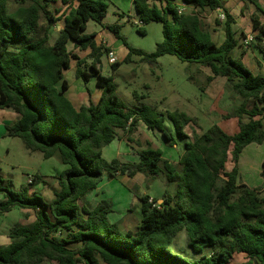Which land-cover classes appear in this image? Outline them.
Instances as JSON below:
<instances>
[{
  "label": "trees",
  "instance_id": "16d2710c",
  "mask_svg": "<svg viewBox=\"0 0 264 264\" xmlns=\"http://www.w3.org/2000/svg\"><path fill=\"white\" fill-rule=\"evenodd\" d=\"M131 1L142 22L137 32L144 35V26L160 23L162 40L146 53L126 43L119 24L107 26L128 51L124 62L132 55L145 61L169 55L189 66L209 68L207 81L223 77L241 98L233 113L237 131L228 135L217 125L202 131L198 119L182 111L162 114L147 105L131 109L118 99L112 76L101 74L100 59L108 49L95 43L94 34H84L88 21L99 23L105 18L107 0H0V109L18 115L7 135L43 159L58 155L66 166L58 176L59 191L50 202L30 192L28 186L13 191L10 182L0 177V214L14 207L34 212L33 223L10 229V243L0 246V264H100V260L103 264H264V193L242 184L238 170L243 149L264 142L259 118L264 112V75H253L240 59L232 57L237 41L223 0ZM176 2L189 10L179 14ZM217 9L226 16L225 38L219 45L197 13ZM60 21L62 27L51 40V31ZM253 30L249 46L264 57V23L254 21ZM69 41L88 51L87 72L86 60L67 50ZM72 60L76 77L84 84L95 77V86L101 90L95 104L78 111L65 95L64 73ZM121 64H111V71ZM250 101L253 106L248 108ZM244 116L248 121H241ZM138 122L158 131L170 147L182 143L176 164L150 145L139 152L137 162H108L102 157V149L115 140L118 131L131 134ZM186 128L191 129L190 137ZM262 167L264 178V160ZM118 174L163 176L171 186L160 203L148 195L137 196L140 219L132 230L109 220L110 201L102 200L93 209L82 201L104 175L114 178ZM32 180L33 184L42 182L38 175ZM183 230L187 247L199 255L196 259L170 250ZM237 256L245 261H234Z\"/></svg>",
  "mask_w": 264,
  "mask_h": 264
},
{
  "label": "rangeland",
  "instance_id": "374dc122",
  "mask_svg": "<svg viewBox=\"0 0 264 264\" xmlns=\"http://www.w3.org/2000/svg\"><path fill=\"white\" fill-rule=\"evenodd\" d=\"M107 1L109 8L103 20L105 26H112L114 25L113 23L117 22L120 25V35L131 48L140 49L146 53L153 52L155 45L162 40L161 24L155 22L149 23L144 26L145 34L141 35L137 32V25L135 24L136 19L132 17L131 22H127L126 16L129 15H125L124 19L121 18L117 20V18L112 15L113 9L110 4L113 2L116 5L117 2L112 0ZM255 1L256 0H250L249 2ZM10 5L14 7L13 4ZM120 5L124 7V14L131 8L128 0L121 1ZM251 10L257 12L255 8L249 4L245 9V14L250 13ZM206 15L208 14L206 13ZM221 23L223 24L222 21ZM61 27L62 22L60 21L51 31V40L55 38L57 31ZM89 27L90 26H88V28ZM101 38L105 40L106 45L109 43L114 47L116 57L121 59H118V62L122 63L117 71L112 72L110 64L107 61L106 53L104 52L100 59L101 74L103 76H112L116 87L115 93L126 107L135 109L141 105H147L162 114L179 110L189 116L196 117L202 131L207 130L212 125H218L229 134H232L236 129V120L233 117V112L241 104V98L231 90L230 85L225 79L214 78L211 81H207V77L211 76L207 68L197 65L189 66L169 55L162 56L156 61H145L140 56L132 55L129 61L125 63L124 59L127 55V50L122 41L117 39L108 29L104 31ZM102 47H104V45H102ZM69 48H71V44H69ZM106 48L110 50L109 45H107ZM247 48L250 57L246 59L243 58L242 60L240 58L244 65L246 64V66L252 67L254 63L258 62L257 58H264L256 48L252 47V45H248ZM80 56L85 59L87 63L89 62L90 59L86 52L81 51ZM71 63L72 67L68 72H65V78L68 80L67 82L71 84V90L78 91L81 101L79 100L80 98H78L77 92L76 96H69L68 93L67 95L72 98L73 102L77 105L79 102L83 105H87L88 100H85L86 93L83 92L81 80H77L75 81L77 84H73L74 77L71 71L75 69L74 60H72ZM83 68L87 69V64L84 65ZM188 75L194 80V83L187 79ZM95 81V77H90L89 81L86 83V87L89 91V99H91L92 96V99H96V96L99 94V90L95 88ZM135 95L137 97L145 96V98L139 100ZM252 105L253 102L250 101L248 103V108H251ZM259 118L263 122L264 117L261 116ZM139 125V132L137 131L134 134V138L140 147L146 148L147 145H150L155 148H161L163 150L162 157L176 164L178 156L183 152L181 142L177 141L176 148L169 147L158 132L151 133L145 129L142 123H139ZM166 125H169V122H166ZM190 128L193 129L194 132L200 133L198 129L194 127ZM190 128H186V133L189 137L191 136ZM117 137H122V132H118ZM121 143L125 148L123 142L114 141L112 145L113 150L105 153L104 158L108 161L117 158L122 162L133 159L135 155L131 156V154L136 152L120 150L119 146ZM6 144L10 152L6 154L2 148L0 149V177L10 182V187L13 191H19L20 187L23 185L28 186L30 192H35L44 199L51 201L52 198H54V189L59 187L58 176L53 174V166H59V162L57 161L59 160L58 155H55V157L45 163L40 153L28 152L19 139H7ZM138 149L139 148L135 147V150ZM246 152L252 157V161L249 160V165L250 168L254 170L256 164L260 161L259 157L264 156V146L253 144L246 149ZM250 152H257L258 154L251 156ZM48 166L49 168L47 169ZM259 167L260 164H258L257 169H259ZM42 169L49 174L46 179H42V181L46 183L45 185L43 183H26L27 177L33 176L37 171H42ZM244 179L242 175L240 182L244 183ZM244 184L250 188L253 187L249 182ZM98 188L95 194L89 197L88 203L94 205L101 199H110L112 201L113 212L108 215L109 220L118 223L125 230H132L139 223L140 219L139 201L134 196L136 194L148 195L151 199L160 203L163 192L166 189H171V186L166 184L163 176L150 179L138 174L131 179L126 175H118L116 179L106 182L102 178ZM256 188L264 189V181L260 187ZM33 221L34 212L18 207L12 208L8 213L0 214V240L7 238L12 227L17 225H29L33 223ZM186 241V232L183 230L175 237L174 242L170 246V250L190 260L198 258L199 255L194 254L187 247ZM208 253L209 251L206 250L205 254ZM234 261L244 262L245 259L241 256H237ZM43 264L52 263L44 262ZM100 264H103L101 260Z\"/></svg>",
  "mask_w": 264,
  "mask_h": 264
},
{
  "label": "crops",
  "instance_id": "0c3cea01",
  "mask_svg": "<svg viewBox=\"0 0 264 264\" xmlns=\"http://www.w3.org/2000/svg\"><path fill=\"white\" fill-rule=\"evenodd\" d=\"M112 1H115V2H117V4L115 5V3H113V2H111L110 4H111V7H112V15L114 16V17H116L117 18V20H120L121 18L122 19H124V16L125 15H129V16H126V21L127 22H131V20H132V17L133 18H135V19H137L138 18V16H137V14L135 13V11H134V7H133V3H132V1L131 0H128V2H129V5H130V7L131 8H129V11L126 13V14H124V7H122L121 5H120V2L121 1H123V0H112ZM124 1H127V0H124ZM250 0H223V9L225 10V11H227V13L229 14V15H231V17H232V20H233V22L231 23V31H232V33H233V36H234V39L237 41V46L232 50V53H231V55H232V57L233 58H235V59H240L241 58V60L244 58V59H246V58H249L250 56L248 55V46H243V44H242V40H243V38L245 37V36H247V35H249V34H252V35H254L255 36V31L253 30V23H254V21H256V22H259L260 24H263L264 23V15H263V13H262V10L264 11V0H256L255 2H249ZM177 4H178V6L179 7H181L182 8V5L179 3V2H176ZM252 5L254 8H255V10L257 11V12H255L254 10H251L250 11V13H246L245 14V9L248 7V5ZM257 6H259L262 10H260V9H258L257 8ZM250 7V6H249ZM109 8V7H108ZM184 10H185V12H187L188 10H189V8L188 7H186V8H184ZM220 12H223L221 9H217V10H215V11H208V10H198L197 11V13H198V16H199V18L202 20V22L204 23V25L207 27V29H208V31H209V33H210V35H211V38H212V40H213V42L214 43H216L217 45H219L220 43H222L223 42V40H224V38H225V34H224V30H223V24L221 23V21L218 19V16H219V14H220ZM206 13L208 14V15H206ZM224 13V12H223ZM225 14V13H224ZM103 20L104 19H102L99 23H96V22H94V21H88L87 22V24H86V29L84 30V34H94V41H95V43L97 44V45H100V46H102L103 44L105 45L104 47H106L107 45H109V48H110V50H112V51H114L115 52V49H114V47L111 45V44H109V43H107V45H106V42H105V40H103L102 38H101V35L104 33V31L105 30H107V27L105 26V24L103 23ZM218 21H219V23H218ZM224 23V22H223ZM114 25L115 24H118L117 22H115V23H113ZM88 26H90L89 28H88ZM107 26H110V25H107ZM106 27V28H105ZM69 44H71V48H69ZM243 47V48H242ZM242 49H244V50H242ZM67 50L68 51H70L72 54H75V55H77V56H79L80 58H82L81 56H80V52L82 51V50H79V49H77V48H75V46H74V44L72 43V42H68L67 43ZM127 50V49H126ZM83 52V51H82ZM84 52H86L87 53V55H88V51L87 50H85ZM128 52V51H127ZM118 59L119 60H121L120 58H117V62H118ZM252 59V58H251ZM260 59V60H259ZM257 58V60H258V62L257 63H254L253 64V66L252 67H248V66H246V64H245V67L253 74V75H264V58ZM262 61V62H261ZM90 63V60H89V62L87 63L86 62V64L88 65ZM71 67H72V63H71ZM204 68H207V67H204ZM208 70H209V68H207ZM84 70L87 72L88 71V69H85L84 68ZM69 71V70H68ZM67 71V72H68ZM75 71H76V69H74V70H72L71 72L73 73V77H74V79H73V84H77L75 81H77V80H79L77 77H76V75H75ZM209 72H210V70H209ZM189 77H190V75H188V77H187V79L189 80ZM191 78V77H190ZM215 78H223V77H215ZM64 79L66 80V81H68L66 78H65V73H64ZM223 79H225V78H223ZM192 80V81H191ZM191 80H189L190 82H192V83H194V80L191 78ZM225 81H226V79H225ZM227 82V81H226ZM68 83V82H67ZM228 83V82H227ZM229 85H230V87H231V90L233 91V89H232V86H231V84L230 83H228ZM81 85H83V92H85L86 93V96H85V100L87 99L88 100V104L86 105V104H82V103H80L79 102V104L77 105L76 103H74L73 102V100H72V98H70L69 96H76V92H77V95H78V91L77 90H71V84H69L68 83V90L66 91V97L69 99V101L71 102V104H72V106H73V108L76 110V111H78L82 106H88L90 103H93V104H95L97 101H98V99H99V97H100V95H101V90L99 89V88H97L96 86H95V88L97 89V90H99V94L96 96V99H92V97H91V99H89V97H88V88L86 87V84H84L82 81H81ZM85 89V90H84ZM234 92V91H233ZM67 93H68V95H67ZM78 98H80L79 100L81 101V97H80V95H78ZM253 106V105H252ZM239 107V106H238ZM237 107V108H238ZM234 113V112H233ZM233 117H234V115H233ZM235 118V120H236V129L233 131V133L232 134H229V133H226V131H224L221 127H219L218 125V127L223 131V132H225L226 134H228V135H233V134H235L236 133V131H237V128H238V119L236 118V117H234ZM17 120H18V115L16 114V113H14L12 110H10V109H0V149L2 148L4 151H5V153L6 154H9V152H10V149L8 148V145L6 144V141H7V139H11L10 137H8V135H7V129L9 128V127H11L12 125H14L16 122H17ZM242 122H246V121H248V119H247V117L246 116H244L243 118H242V120H241ZM262 122V121H261ZM139 123H141V122H138L137 123V125H136V130L134 131V132H132L131 134H128V133H125V132H123V131H118V132H122V137H117L116 136V138H115V140L114 141H121V142H123V144H124V146H125V148L123 147V145H122V143L120 144V146H119V149L120 150H122V151H128V150H130V151H135L136 153H134V154H131V156H134V158L133 159H131V160H126L125 162H123V163H126V162H137L138 160H139V152H141V151H143V150H145V149H147L148 148V145H147V147L146 148H141L140 147V145L138 144V142L136 141V139L134 138V134L138 131L139 132V127H140V125H139ZM138 125H139V127H138ZM262 125H263V129H264V119H263V122H262ZM167 127H170L171 128V125L169 124V125H166ZM145 127V126H144ZM211 127V126H210ZM145 129H147L146 127H145ZM148 130V129H147ZM148 131H150V130H148ZM200 131V130H199ZM118 132H117V135H118ZM151 133H156V132H158V131H150ZM159 133V132H158ZM200 133H201V131H200ZM160 134V133H159ZM199 134V133H198ZM161 135V134H160ZM162 137V136H161ZM127 138H129L131 141L129 142V141H127ZM163 138V137H162ZM163 140H164V138H163ZM114 141H112V143L110 144V145H108V146H106V147H104L103 149H102V157L104 158V154L105 153H107V152H109V151H111V150H113V148H112V145H113V142ZM165 141V143L168 145V142L166 141V140H164ZM177 143L178 142H176V144L175 145H173V146H171V147H174V148H176V146H177ZM182 144V143H181ZM251 145H253V144H250V145H248L247 147H245L244 149H243V151H242V153L240 154V157H239V160H238V170H239V180L241 181V179H242V175L244 176V183H250L253 187L252 188H250V187H248L246 184H244L243 182H241L242 184H244L246 187H248V188H250V189H261V188H256V187H260L261 185H262V183H263V177H262V175H261V172H262V162H263V160H264V156L262 157V156H260L259 158H260V161L256 164V166H255V168H254V170H252L251 168H250V165H249V160L250 161H252V157H250L249 156V154H247V152H246V149L249 147V146H251ZM259 145H263L264 146V142L262 143V144H259ZM169 146V145H168ZM135 147H137V148H139L138 150H135ZM152 147V146H151ZM170 147V146H169ZM153 149H159V150H161V152H162V156H163V150L161 149V148H155V147H152ZM181 154V153H180ZM250 154H251V156H253V155H256V154H258L257 152L256 153H252V152H250ZM53 157H55V156H53ZM53 157H51V158H49V159H44V161H45V163L48 161V160H50V159H52ZM179 157V156H178ZM163 158V157H162ZM58 159V158H57ZM105 159V158H104ZM113 159H116V160H118V161H120L119 159H117V158H113ZM113 159H111V160H113ZM164 159V158H163ZM106 160V159H105ZM111 160H109V161H111ZM166 160V159H165ZM58 162H59V166H53V171H54V173L53 174H55V175H57V176H59V174L63 171V170H65L66 169V166L65 165H63L61 162H60V160H57ZM106 161H108V160H106ZM108 161V162H109ZM169 161V160H168ZM120 162H122V161H120ZM170 162V161H169ZM172 163V162H171ZM177 163V162H176ZM258 164H260V167H259V169H257L258 168ZM50 166V165H49ZM49 166L47 167V169L49 168ZM45 167V166H44ZM52 168V167H51ZM47 171V170H46ZM34 175H38L39 177H40V179H41V181H42V179H46V177L49 175V174H47L46 172H45V170L44 169H42V171H37V173H35ZM33 175V176H34ZM118 175H121V174H118ZM118 175L117 176H115L114 178H110V177H108L107 175H104L103 176V179H104V181L106 182V181H108V180H114V179H116L117 177H118ZM125 175V174H124ZM138 175V174H137ZM33 176H31V177H27V178H32L33 179ZM127 176V175H126ZM135 177V176H134ZM133 177V178H134ZM26 178V177H25ZM27 178H26V180H27ZM129 178V177H128ZM131 179V178H130ZM40 183H43L44 185L46 184L45 182H40ZM99 188L97 187L95 190H93L92 192H89V193H87L84 197H83V199H82V201H83V203L85 204V206L87 207V208H89V209H93L94 207H96L97 206V204L100 202V201H102V200H108V201H110V203H111V210L113 209V207H112V201L110 200V199H101L98 203H96V204H94V205H90L89 203H88V199H89V197L90 196H93V194H95V192L98 190ZM59 191V187L57 188V189H54V193H53V197H54V194L55 193H57ZM129 192H130V190H129ZM261 192L262 193H264V189H261ZM137 196H141V195H135L134 197L135 198H137ZM1 198V197H0ZM43 198V197H42ZM51 198H52V196H51ZM44 199V198H43ZM53 199V198H52ZM45 201H47V202H50V201H48V200H46V199H44ZM137 200H138V198H137ZM139 201V200H138ZM158 203V202H157ZM139 208H140V202H139ZM129 210V209H128ZM127 210V211H128ZM11 211V210H10ZM9 211V212H10ZM113 212V210L111 211V213ZM8 213V212H7ZM110 213V214H111ZM108 218H109V216H108ZM115 223V222H114ZM116 224H118V223H116ZM118 226L120 227V228H122L119 224H118ZM123 230H125L124 228H122ZM126 230H130V229H126ZM57 237H61L60 235L58 236V235H56ZM10 243V239H9V237L7 236V238H4L3 240H0V246H6V245H8ZM71 247H73V248H76L77 246L76 245H71Z\"/></svg>",
  "mask_w": 264,
  "mask_h": 264
},
{
  "label": "built area",
  "instance_id": "2783aa9c",
  "mask_svg": "<svg viewBox=\"0 0 264 264\" xmlns=\"http://www.w3.org/2000/svg\"><path fill=\"white\" fill-rule=\"evenodd\" d=\"M184 8H186V6H183V5H182V8L179 7V9H178V13H179V14L184 13V12H185ZM218 19H219L220 21H222V22H225V20H226V16H225V14H224L223 12H220V14H219V16H218ZM135 24H136L138 27L142 26V22H141L138 18L136 19ZM253 41H254V35L249 34V35H247V36H245V37L243 38V40H242V44H243V46H248V45L251 44ZM103 45H104V44H103ZM104 46H105V45H104ZM105 53H106V56H107V61H108V63H109L110 65H111V64H114V63L117 62V57H116V54H115L114 51H112V50H108V51H106ZM261 116L264 117V112L262 113ZM32 181H33L32 178H27L26 183H27V184H32ZM59 235H60V234H58V236H59Z\"/></svg>",
  "mask_w": 264,
  "mask_h": 264
}]
</instances>
